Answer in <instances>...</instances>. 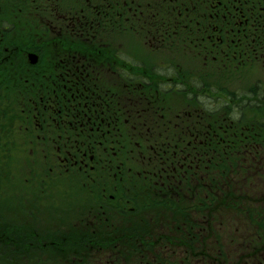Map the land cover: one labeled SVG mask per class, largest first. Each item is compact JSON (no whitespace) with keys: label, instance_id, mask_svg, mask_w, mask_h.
<instances>
[{"label":"flooded vegetation","instance_id":"af4514ba","mask_svg":"<svg viewBox=\"0 0 264 264\" xmlns=\"http://www.w3.org/2000/svg\"><path fill=\"white\" fill-rule=\"evenodd\" d=\"M200 67L264 73V0H1L0 264H230Z\"/></svg>","mask_w":264,"mask_h":264},{"label":"trees","instance_id":"16d2710c","mask_svg":"<svg viewBox=\"0 0 264 264\" xmlns=\"http://www.w3.org/2000/svg\"><path fill=\"white\" fill-rule=\"evenodd\" d=\"M214 73L191 80L202 87L195 86L197 90L192 91L199 108L213 117L212 124L224 123L222 118L228 124L226 132L213 129L218 137L212 141V168L218 181L213 179L207 192L218 194V198H212L211 233L196 232L195 237H204L208 254L230 264L239 260V264H264V85L230 92L224 84L204 82ZM221 179H227L226 189ZM222 194L226 196L222 198Z\"/></svg>","mask_w":264,"mask_h":264},{"label":"rangeland","instance_id":"374dc122","mask_svg":"<svg viewBox=\"0 0 264 264\" xmlns=\"http://www.w3.org/2000/svg\"><path fill=\"white\" fill-rule=\"evenodd\" d=\"M143 48L145 49L144 46H143ZM148 60H150V59H148ZM151 61L153 62V60H151ZM186 65H190V64L186 63ZM184 66L185 65H183L180 62V66H178V68L181 71H187ZM196 67H197V65H196ZM200 69H201V67L196 68V75H195L196 77L200 76V74L197 73V72H199ZM201 70H205V69L203 68ZM187 72L191 75L194 73V71H187ZM201 74H202L201 75V77H202L206 73H201ZM204 82L205 83L207 82L208 84L213 83V85H215L216 83L219 85L224 84L223 87L228 89L230 92H235V91H238L239 89L248 91V90L254 88V86L257 85L258 83H261L264 85V73H252V72L234 73V74H231V73L228 74L226 72H225V74L224 73H214L212 78L209 80L205 77ZM227 82H229V84H227ZM230 109L231 108H229L227 111H230Z\"/></svg>","mask_w":264,"mask_h":264}]
</instances>
